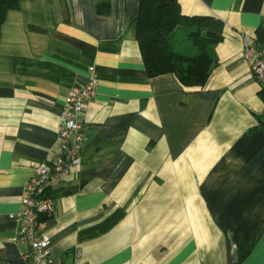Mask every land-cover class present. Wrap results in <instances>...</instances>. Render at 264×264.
Returning <instances> with one entry per match:
<instances>
[{
    "label": "crops",
    "instance_id": "1",
    "mask_svg": "<svg viewBox=\"0 0 264 264\" xmlns=\"http://www.w3.org/2000/svg\"><path fill=\"white\" fill-rule=\"evenodd\" d=\"M139 1L18 0L7 11L0 264H28L10 214L33 168L55 155L65 98L89 67L97 86L80 162L52 181L54 211L39 222L54 263L264 264V101L242 58L243 38L259 32L264 55V0H178L182 14L203 17L190 31L220 36L201 86L147 75L130 24Z\"/></svg>",
    "mask_w": 264,
    "mask_h": 264
},
{
    "label": "built area",
    "instance_id": "2",
    "mask_svg": "<svg viewBox=\"0 0 264 264\" xmlns=\"http://www.w3.org/2000/svg\"><path fill=\"white\" fill-rule=\"evenodd\" d=\"M242 58L260 85H264V55L251 37L243 38ZM92 70L93 67H89L88 81L72 87L65 98L58 120L59 142L55 155L50 161L38 163L33 168L21 199V207L18 212L10 214L22 222L15 241L27 246L23 257L28 264H55L50 239L40 232L39 222L42 215L51 216L54 211L53 198L47 192L52 181L67 175L80 162L85 139L83 113L97 86ZM79 254V250H76V256Z\"/></svg>",
    "mask_w": 264,
    "mask_h": 264
},
{
    "label": "trees",
    "instance_id": "3",
    "mask_svg": "<svg viewBox=\"0 0 264 264\" xmlns=\"http://www.w3.org/2000/svg\"><path fill=\"white\" fill-rule=\"evenodd\" d=\"M17 4L18 0H0V26L7 11L16 8ZM201 20L203 17L182 14L178 0L139 1L130 24L135 27V37L149 77L172 73L184 86H201L206 82L213 64L208 46L218 41L220 36L190 31L187 37L190 45L199 49L196 55L175 50L171 44L173 31L177 27L197 26ZM258 35L260 37L261 32ZM257 36L254 37L255 43ZM259 94L264 101V85H261Z\"/></svg>",
    "mask_w": 264,
    "mask_h": 264
},
{
    "label": "rangeland",
    "instance_id": "4",
    "mask_svg": "<svg viewBox=\"0 0 264 264\" xmlns=\"http://www.w3.org/2000/svg\"><path fill=\"white\" fill-rule=\"evenodd\" d=\"M177 34L173 33L171 37V44L175 50H178V47H186L187 43H189L187 35L190 32V28L186 25H180L179 27L176 28ZM182 37L184 41H182ZM190 44V43H189ZM191 54V53H187Z\"/></svg>",
    "mask_w": 264,
    "mask_h": 264
}]
</instances>
